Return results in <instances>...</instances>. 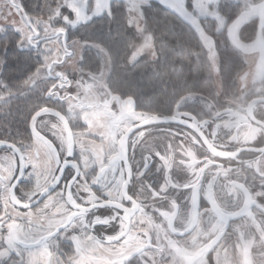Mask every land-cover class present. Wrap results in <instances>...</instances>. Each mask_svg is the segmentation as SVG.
<instances>
[{
	"label": "flooded vegetation",
	"instance_id": "flooded-vegetation-1",
	"mask_svg": "<svg viewBox=\"0 0 264 264\" xmlns=\"http://www.w3.org/2000/svg\"><path fill=\"white\" fill-rule=\"evenodd\" d=\"M51 80L28 136L0 138L16 148L0 147V228L8 233L0 238L21 247L46 241L33 255L36 264L50 257L60 264H221L226 250L240 264H264V196L257 195L264 191V93L167 114L94 108L86 123L68 113L71 101L87 105L61 92L71 82ZM43 109L49 111L34 122L39 137L30 122ZM153 117L184 123H148ZM54 121L62 139L51 135ZM49 152L51 175L40 165ZM37 184L43 191L29 195ZM140 209L153 222L147 232L140 231L147 227ZM96 217L103 223L93 225Z\"/></svg>",
	"mask_w": 264,
	"mask_h": 264
},
{
	"label": "trees",
	"instance_id": "trees-1",
	"mask_svg": "<svg viewBox=\"0 0 264 264\" xmlns=\"http://www.w3.org/2000/svg\"><path fill=\"white\" fill-rule=\"evenodd\" d=\"M19 1L18 9L25 16L39 21H47L49 9H56L57 5L63 2V0ZM227 5L231 11H238L240 7L238 4ZM62 11L72 18L73 14L67 8ZM111 13V16L106 14L89 23L68 29V42L77 40L99 46L106 52L110 70L105 82L112 94L122 99L133 97L135 107L139 110L167 114L177 109H201L204 108L202 103H221L229 95L238 92L237 74L244 66V62L242 55L232 46L224 30L217 31L215 28L214 31L222 35L211 37L215 44L222 84L219 93L209 52L202 39H200L202 47L185 49L182 66L171 65L166 69L162 68L157 75L152 73L150 67L143 74L139 71L133 73L136 65L145 59L142 57L135 63L129 62L131 48L140 43V37L136 35L138 32L128 27L126 23L127 11L123 1H113ZM221 16L225 20V17ZM143 17L148 25L160 34L171 35L169 31L171 21L176 25L175 31H188L193 36L197 34L195 29L175 12L156 2L143 6ZM249 27L243 28L242 31V36L246 39L250 35ZM3 32L4 30L0 31ZM18 39L23 40L20 34L10 28H7L6 35H0V57L5 60V66L0 69V90L13 95L0 102L2 139L28 136L29 120L32 114L45 104L44 95L48 92V86L43 85L44 82L28 88V83L37 73L35 69L41 68L42 61L36 51L17 48ZM5 40L8 41L6 51ZM125 62L128 64L125 65ZM80 66L85 73L100 74L102 70L100 52L92 48L87 49Z\"/></svg>",
	"mask_w": 264,
	"mask_h": 264
},
{
	"label": "rangeland",
	"instance_id": "rangeland-1",
	"mask_svg": "<svg viewBox=\"0 0 264 264\" xmlns=\"http://www.w3.org/2000/svg\"><path fill=\"white\" fill-rule=\"evenodd\" d=\"M113 1H123L125 3L126 9L128 8L129 10H133L141 3L146 2V0H105L106 3L110 4V7ZM83 2L84 0H76V3L78 4H83ZM150 2H156L172 10L185 22L189 23L195 29V31L200 33V39L203 40V43L209 52L215 74V82L219 93H221L222 84L219 75V64L214 46L215 44L211 36H209L208 32L205 31L202 26L204 23L203 17L208 15H211L212 19L216 21L217 31L224 30L232 46L242 55L244 66L237 74V93H241V95H244V97L249 93H264V31L256 30V35L253 39L254 26H251V28L249 27V38L246 39L242 36L243 28H245L243 26L248 24L249 19V16L244 12V9L251 3V0H226V3L235 5L238 4L240 7L237 12L241 13L239 19L236 22L228 23V25L224 18H222L221 14L217 11V6L221 3H224L225 0H188V11L184 7L185 0H148V3L145 5H148ZM192 3L195 6V14L192 12ZM92 4L93 0H88L89 8H91ZM19 5V0H0V31H3L7 28L13 29V26H15L24 30V35L17 32L22 36L23 39L25 38V35L31 39L35 34V39H32L31 45L26 43L22 48L24 50L31 49L36 51L42 61L40 72L36 73V75L30 80L28 83V88L38 86L39 83L44 82L45 84L43 85L46 87L48 86L49 92L54 82L51 79H54L53 77L57 78L58 76H61L64 81L66 80L67 83L71 82V86L62 90L61 92H70L79 98L82 104L85 102L87 105L83 104L84 106L81 107L80 105L71 101L70 106L67 105V109H69L68 113L72 117V115L74 116V113L78 112L77 114H79L80 118L83 117L87 120L84 121L86 123H89L88 116L91 118L90 110L94 108H109L110 110L113 109L116 112L122 111L126 115L128 112L132 113L135 109H137L133 99H122L117 95L112 94L107 89L105 79L110 70V62L108 55L101 47L86 44L77 40L68 42L67 51L71 57L68 58V55L65 53L66 45L63 37L61 36L59 41L54 38V35L53 39L51 40L46 41L43 39L46 26L42 23V21L25 16L23 12L18 9ZM251 11L257 15L264 14V7L253 8ZM106 14V12L102 15L91 14V18L86 22L68 26V29H73L81 24L89 23L93 19L102 17ZM26 21L28 22L27 24L25 23ZM37 23H40V28L36 27ZM29 25H31L32 31H29ZM142 27L143 20L140 18L139 28L141 29ZM48 32L51 34V27H48ZM151 45L152 40L151 37L148 36L144 37L142 44L139 43L133 45L131 49L135 48V53H132L129 62L132 64L142 58L138 57L141 56L147 47H151ZM89 48L96 49L101 54L102 70L98 75L88 72L85 73L83 70H81L80 65L84 56V52ZM45 57L48 58L47 68L44 67ZM11 96L13 95L6 93L5 90H0V102H4ZM231 96H234L230 98L231 100L236 98L235 94H231ZM202 105L204 108H212L206 103H202ZM82 108H84V110H81ZM131 118L132 120H130ZM133 118L134 117L132 116L129 118L125 117L124 126H128L130 123H132L134 121ZM53 124H55L56 127L54 128L53 134L51 135L54 136L53 138H61L63 132L61 130L60 124L55 121ZM80 133L81 134L79 137L82 139L83 135H85V132ZM37 145L41 146L39 143H37ZM40 165L43 171L47 173L48 166H52V161L49 159L48 154L45 153V160L44 162H41ZM220 256L221 264H231L230 260H232L233 264H240V258L233 255L230 257L231 254H229V250H226L225 255L224 253H221Z\"/></svg>",
	"mask_w": 264,
	"mask_h": 264
},
{
	"label": "clouds",
	"instance_id": "clouds-1",
	"mask_svg": "<svg viewBox=\"0 0 264 264\" xmlns=\"http://www.w3.org/2000/svg\"><path fill=\"white\" fill-rule=\"evenodd\" d=\"M262 7H264V0H251V3L247 5L244 9V12L248 14L249 19H248V24L244 25L243 27L246 28L249 26H254L253 39L255 38L256 30L264 31V14L257 15L254 12H252L251 9L262 8ZM217 11L225 17L226 23L236 22L239 19V16L241 15L240 12L229 10L226 0L224 3H221L220 5L217 6ZM54 12H55V9H49L48 20L42 21V23L46 26L45 32H47L48 27H50L49 21L53 19L52 14ZM142 20H143V27L140 29L138 33H136V35H139L141 44L143 43L144 37L146 36L151 37L152 45L151 47H147L144 50V52L141 54V56L138 57V58L144 57L145 59L141 62V64L136 65V67L133 69V73L139 71L141 74H143V72L147 68L150 67L152 73L154 75H157L159 74L162 68L166 69L171 65L182 66L183 53L186 48L202 47L201 41H200V33L198 31H196L197 34L195 36H193L191 32H188V31L177 32L175 31L176 25L170 20L171 27L169 31L171 35L160 34L153 27H150L148 25L144 17H142ZM203 20H204V23L202 24L203 29L209 33V36L215 37L217 35H222V33L218 34L214 31V29L217 26V23L214 19H212L211 15L203 17ZM4 43L6 47L8 44V41L5 40ZM131 51L134 54L135 48L132 49ZM126 64L128 63L125 62V65ZM4 66H5V60L3 57H0V69H2ZM133 73H125V75H132ZM171 75L172 74H170V78H171ZM128 99H133V97L129 96ZM52 127L55 128L56 125L53 124ZM67 151L69 153H72L74 151L71 144L68 145ZM53 155L54 153L49 152L48 153L49 159H51ZM80 155H81V158H83L87 162V156L85 155L83 146H81ZM73 157L75 158V155ZM52 171L53 169L51 165H49L47 168V174L51 175ZM44 188H45L44 185L37 184L34 188L30 189L28 194L33 195L35 194L36 191H43ZM257 195L264 196V191L257 193ZM48 199L51 200V196H49ZM140 211L144 215V217L147 219V227L140 229V231L147 232L153 227V222H152L150 214L144 213L143 209H140ZM114 218H115V214L113 216V220ZM78 219L80 223H83V215H81ZM92 223L93 225H95L97 223H103V221H101L100 217H96L95 220L92 221ZM141 223H145V219H141ZM136 227L139 228V225H136ZM157 227L159 226L157 225ZM57 231H59V229ZM95 242L97 245H99L101 241L97 237L95 238ZM111 247H115V245H109V248ZM105 250L107 251L108 249H105ZM207 251L208 253H210L212 250L209 248ZM114 254L118 255L119 249H117V252ZM207 264H211V260H208Z\"/></svg>",
	"mask_w": 264,
	"mask_h": 264
},
{
	"label": "snow or ice",
	"instance_id": "snow-or-ice-1",
	"mask_svg": "<svg viewBox=\"0 0 264 264\" xmlns=\"http://www.w3.org/2000/svg\"><path fill=\"white\" fill-rule=\"evenodd\" d=\"M148 0L146 2L141 3L137 8L133 10L126 9L127 11V25L128 27L134 28L135 31L139 32V20L143 17V5L147 4ZM188 0H185L184 7L188 11ZM67 8L73 15L72 18H70L67 14H65L62 9ZM195 6L192 3V12H194ZM107 13L109 16L112 15L111 13V7L109 3H106L105 0H93V4L91 8L88 6V0H84L83 4L76 3V0H63L62 3L58 4L55 12L52 14L53 19L49 21V25L51 27V34L47 31L43 35V39L46 41L54 38L59 41L61 39V36L63 37V40L65 42L66 48L65 53L68 55V58H71L67 51V42L69 40L68 38V26L75 25L78 23L86 22L91 18V14H97L102 15L104 13ZM62 21V23L60 22ZM28 23L27 21L25 22ZM37 28H40V23H37ZM14 32H18L22 35H24V30L22 28H17L13 26L12 29ZM29 31H32L31 25H29ZM7 29L4 30L3 33H0V35H6ZM32 39H35V34L30 39L27 35H25V38L23 40L18 39L16 41L17 48H23L24 44L31 45ZM4 50H7V47L4 48ZM47 60L48 58L45 57V65L44 67L47 68ZM35 72L39 73L40 69H35ZM54 79L56 77H53ZM7 99V98H6ZM69 155L74 156L75 152L69 153ZM66 168H72L73 174H75V167L73 165H65ZM16 191L18 192L19 189L17 188ZM8 233L6 229L0 228V237H7ZM46 241H42L41 244H38L36 246H31L29 244H24L23 247L20 246V243L16 240H13L11 238L8 239H2L0 238V264H9V261H12V264H36V261L33 260V255H38V250L45 244ZM13 253L16 254L19 259L13 260ZM131 257H129V260ZM48 264H60L59 261L55 260L54 257H50ZM69 264H72V260L69 261ZM125 264H128L126 261Z\"/></svg>",
	"mask_w": 264,
	"mask_h": 264
},
{
	"label": "water",
	"instance_id": "water-1",
	"mask_svg": "<svg viewBox=\"0 0 264 264\" xmlns=\"http://www.w3.org/2000/svg\"><path fill=\"white\" fill-rule=\"evenodd\" d=\"M49 110L48 109H43V110H40L39 112H37L33 118L31 119V122H30V130L31 132L36 135V136H39V137H42L38 131L36 130V128L34 127V122L35 120L41 116L42 114L44 113H47ZM53 112V111H52ZM64 120V119H63ZM148 123L150 124H162V123H177V124H182L184 123L182 120L180 119H177V118H174V117H153V119L151 121H149ZM11 147L13 149L16 150V148L13 146V145H10L9 143H5V142H0V147ZM65 227V226H64ZM64 227L60 228V230L64 229ZM59 231H56L55 233H53L51 236H55Z\"/></svg>",
	"mask_w": 264,
	"mask_h": 264
}]
</instances>
